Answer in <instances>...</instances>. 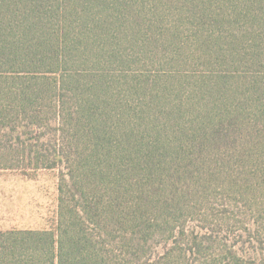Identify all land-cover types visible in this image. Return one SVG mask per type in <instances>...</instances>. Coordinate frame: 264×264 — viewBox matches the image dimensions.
<instances>
[{
    "label": "trees",
    "instance_id": "1",
    "mask_svg": "<svg viewBox=\"0 0 264 264\" xmlns=\"http://www.w3.org/2000/svg\"><path fill=\"white\" fill-rule=\"evenodd\" d=\"M44 170L0 264H264V0H0V171Z\"/></svg>",
    "mask_w": 264,
    "mask_h": 264
},
{
    "label": "rangeland",
    "instance_id": "2",
    "mask_svg": "<svg viewBox=\"0 0 264 264\" xmlns=\"http://www.w3.org/2000/svg\"><path fill=\"white\" fill-rule=\"evenodd\" d=\"M56 178L51 171L28 177L0 171V229L42 228L56 206Z\"/></svg>",
    "mask_w": 264,
    "mask_h": 264
}]
</instances>
